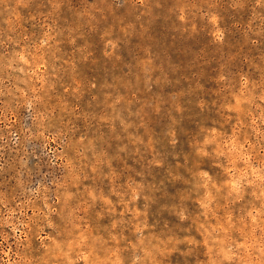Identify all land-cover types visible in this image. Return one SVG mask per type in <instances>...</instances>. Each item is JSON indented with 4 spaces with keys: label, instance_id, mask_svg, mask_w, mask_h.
I'll return each instance as SVG.
<instances>
[{
    "label": "rangeland",
    "instance_id": "374dc122",
    "mask_svg": "<svg viewBox=\"0 0 264 264\" xmlns=\"http://www.w3.org/2000/svg\"><path fill=\"white\" fill-rule=\"evenodd\" d=\"M0 264H264V0H0Z\"/></svg>",
    "mask_w": 264,
    "mask_h": 264
}]
</instances>
